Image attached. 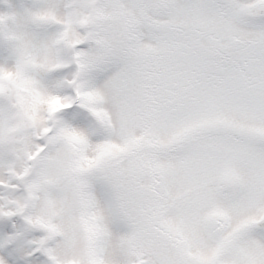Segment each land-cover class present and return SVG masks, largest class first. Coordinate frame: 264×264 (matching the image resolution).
Masks as SVG:
<instances>
[{
	"label": "snow or ice",
	"instance_id": "obj_1",
	"mask_svg": "<svg viewBox=\"0 0 264 264\" xmlns=\"http://www.w3.org/2000/svg\"><path fill=\"white\" fill-rule=\"evenodd\" d=\"M0 264H264V0H0Z\"/></svg>",
	"mask_w": 264,
	"mask_h": 264
}]
</instances>
